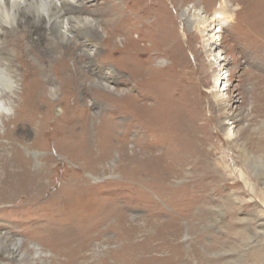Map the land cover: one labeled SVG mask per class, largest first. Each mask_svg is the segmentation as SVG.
Instances as JSON below:
<instances>
[{"label": "rangeland", "instance_id": "374dc122", "mask_svg": "<svg viewBox=\"0 0 264 264\" xmlns=\"http://www.w3.org/2000/svg\"><path fill=\"white\" fill-rule=\"evenodd\" d=\"M117 1L81 0L82 6L77 8L75 15L87 16L90 11L98 9L97 14L92 15L91 18H104L101 14L102 10L114 8L113 4ZM173 1L178 6L181 5L182 9L177 10ZM220 1H217L215 6L219 7ZM228 1L229 10L239 16V22L235 27L232 22L227 23L231 25L230 29L224 32L220 54L217 51L204 54L201 49H197L203 39L199 38L194 45H190L186 29L194 32V21L198 15L219 17V13L207 11L202 0H163L164 12L168 15V28L172 24L175 28L176 24L178 30L176 39L183 41L182 55L191 62V66L202 64L204 71L210 73L208 75L210 84L204 87L202 93L197 94L202 113L200 126L206 122L205 125L203 124L206 130L200 132H202L201 135L209 137L208 146L204 147L207 153L213 150L216 143L222 148L218 150L215 157H225L226 168L223 170L222 177L211 180L212 178L203 176L202 182L209 183L208 190L197 192L201 176L197 175L198 182H194L195 184L188 177L193 165H186L187 171H183L181 176L175 175L163 180L164 175L157 176H160V173L164 174L167 170L164 162H160L155 173L156 177L151 178V186L143 182L142 178H140L141 181L135 182L134 164L137 160L134 159L135 152L132 153V150L139 149L136 145V130H132L128 127L130 125L125 123V125L116 126L118 121L114 110L110 107L112 99L107 96L105 99L103 93L99 95L90 88L92 85L73 93H61L58 90L56 95L51 97L52 99L48 91L44 92L45 98L51 102L50 106L44 103L41 108L31 109L30 107L24 110L27 118L32 116L34 119L32 123L28 120L18 124H0V168L8 171L16 170L18 161L22 158L24 163H31H28L27 167L23 163L27 170L41 171V182L46 184L40 194L33 197H29L24 192V187L19 185V191L22 192L14 199L0 201V264H122L123 260L117 262L116 257L119 255L122 259L131 258L133 248L116 255L114 250L119 246L126 243L130 245L127 240L126 242L122 239L118 240L120 238L118 234L121 235L122 231L129 229L131 224L143 226L147 222L150 223L148 231L139 232L132 239L136 248V258L131 264H169L165 261L169 251L161 247L155 248L158 240L152 239V241L149 240L151 243L146 242L148 232L150 234L164 232L172 224L168 223L169 221L175 222V226L180 228V235L174 242L183 250L184 260L187 256L190 257L193 246H196L203 250L207 264H264V201L259 200L257 193L249 186L253 185L257 192L264 191V162L249 161L240 152L238 145L227 141V135L219 124L218 108L210 94L214 85L211 71L214 68L218 69L216 54L217 57L220 55L230 61L229 69L234 73L228 82L231 84V94L237 95L249 73H255L264 78V0ZM84 8H86L85 11H83ZM174 28L170 29L173 33ZM137 29V27L133 29L131 39L138 41V46L145 47L144 44H149L151 40H141L143 36L136 31ZM112 34L117 44L121 45L119 32L112 31ZM75 43L78 47H74V51L80 52L82 49L79 46L80 38H77ZM45 44L48 45L47 42ZM170 48V43H167V54L161 59L165 66L173 63L169 55ZM116 65L117 63H114L111 69H117L118 65ZM182 65H184L183 61ZM182 65L179 66L183 72L180 77L182 81H185L186 73H188L186 70H190V67L187 68L188 64L184 65L186 68H181ZM88 76L90 77L88 84H92L94 78L98 80L97 76L91 74ZM57 85L59 84L56 83ZM111 85L125 88V84L118 85L115 81H112ZM220 88L218 86L215 89ZM131 92L137 94L138 89H132ZM223 93L228 96L227 91ZM117 96V94L111 95L114 100ZM61 98L67 99L68 104ZM31 101L27 99V103ZM73 103L74 108L68 106ZM239 103L241 101L233 102V107ZM210 105L213 106L211 111ZM24 111L22 110L23 113ZM237 113L244 114L245 111ZM35 114L37 117H34ZM250 118L242 119L237 123H231L232 120H230L227 124L233 132V137L239 136L238 142L236 141L239 145L247 141L244 139L246 137L240 136L242 128L251 126V130H254L262 124V120L258 123L254 121V118L251 120ZM103 131H105L104 134ZM257 131H261L260 135H264V126ZM123 133L125 140L121 139ZM152 145L149 151L151 158L164 153L163 146ZM138 160L144 162L146 157H139ZM167 161L170 162L169 159ZM19 166H22V163L19 162ZM241 167L245 174H241L243 173ZM246 174L250 183L244 181ZM185 182H188V185L179 194L173 195L175 186L184 185ZM23 186H26V183ZM234 196L243 199L234 204L227 203ZM101 205L107 206L114 213L110 219L96 226V231L104 232L109 225H112L115 230L110 234L114 240L108 243L101 237L98 240L99 246L81 250L84 258L76 260L77 245L67 243L63 246L64 244H61L64 241L67 242L71 233L75 234L74 231L78 228L76 221H73L76 219L70 218L77 213L79 217L92 214L99 209V206L102 207ZM121 217L126 218L124 223L120 220ZM51 223L56 231L55 234L57 233L55 237L52 235ZM170 229H173V226H170ZM66 233L70 235L67 237ZM148 245L149 252L144 253V248ZM13 246L17 248L14 256L8 250V247ZM179 264H197V259H192L189 263L182 261Z\"/></svg>", "mask_w": 264, "mask_h": 264}, {"label": "bare ground", "instance_id": "6f19581e", "mask_svg": "<svg viewBox=\"0 0 264 264\" xmlns=\"http://www.w3.org/2000/svg\"><path fill=\"white\" fill-rule=\"evenodd\" d=\"M80 1L0 0V124H18L28 120L32 123L34 119L32 116L27 118L24 110L30 109V107L31 109L33 107L41 108L44 103L50 106L51 102L45 98L44 92L48 91L51 98L56 95L58 90L61 93H73L92 85L90 88H93L99 95L103 93L105 99L108 97L114 101L110 107L114 110L115 118L118 121L116 126L129 124V128L136 130V145L139 149L132 150V153L135 152L133 157L137 160L134 164L135 182L141 181L140 178H142L143 182H147L151 186V178L156 177L157 168L163 162L167 171L157 176L164 175L163 180L175 175L181 176L183 171H187L185 166L191 164L193 167L188 176L190 181L197 183V175L201 176L197 192L208 190L209 183L205 184L202 179L206 176L212 178L211 180H215L219 176L222 177L223 170L226 168L224 156L215 158L218 150L222 149L221 146L216 143L213 150L207 153L204 147L208 146L209 137L201 135L202 132H200L206 130L204 126L206 122L200 126L202 113L197 94L202 93L204 87L210 84L211 81L208 78L210 73L204 71L202 64L191 66V62L182 55L183 41L176 39V31L178 32L176 24V29L172 27L173 24L168 28V15L164 12L163 0H118L113 4L114 8L102 10L101 14L104 15V18L96 19H92L91 16L97 14L98 9L90 11L87 16L75 15L77 8L82 6ZM217 1L219 0H202L206 10L214 14L219 13V17L198 15L194 21V32L186 29L190 45H194V42L199 38L203 39L197 49H201L204 54H208L209 51L211 53L217 51L220 54L224 32L230 29L231 25H227V23L232 22L235 27L239 22V16L229 10L228 0H221L219 7L215 6ZM173 5L177 7V10L182 9V6H178L175 2ZM135 27L138 28L136 31L143 36L141 40H151L149 44H144L145 47L138 46V41L135 42L131 39ZM171 28H174V33L170 30ZM112 31L119 32L118 37H120L121 45H118L114 40ZM103 33L104 35H101ZM77 38H80L81 41L80 52H75L73 49L78 47L75 43ZM167 43H170L169 55L172 57L173 63L165 66L161 59L167 54ZM182 61L186 66L189 64L187 68L190 67V70H186L188 73H186L187 80L185 81H182L180 77V74L183 73L179 68ZM229 62L226 57L220 55L217 57L216 54L218 69L214 68L211 71L214 85L210 94H212L215 106L219 111V124L225 131L224 134L227 135V141L230 144L238 145L246 159L253 160V162H258V160L264 162V135H260L261 131H257L264 126V78L255 73H249L237 95H233L230 89L231 84L228 82L234 73L229 69ZM114 63H117L118 67L112 70L111 66ZM207 63L209 65L208 61ZM184 65L181 68H186ZM89 74L97 76L98 80L94 78L92 84H88ZM112 81L118 85L125 84V88L113 87ZM56 83L59 85L56 86ZM218 86L221 88L215 89ZM132 89H138V93L133 94ZM223 91H227L228 96H225ZM113 94L118 95L116 100L111 97ZM27 99L32 100L31 106L29 102L27 103ZM64 101L68 102L67 99ZM235 101H241L240 105L233 107ZM74 105L73 103L68 106L74 108ZM209 109L211 111L213 106L210 105ZM60 110L61 108L58 109V112ZM238 111H245V113L239 114ZM74 113L76 115V112ZM34 117H37L36 114ZM248 117H251L250 120L254 118L255 122L262 120V124L256 129L253 128L254 130H251V126L242 128L240 136L246 137L244 139L247 141L239 145L237 143L239 136L233 137V132L227 124L230 123V120H232L231 123H237ZM104 133L105 131H103ZM123 136L124 133L121 135V139L125 140L126 138ZM152 144H155L156 147L163 146L164 153L156 158H151L149 151ZM19 154L21 156L20 151ZM143 156L146 157V162L138 160ZM168 159L169 163L166 162ZM19 162L22 163V166H19ZM23 163L24 159L21 158L16 170L8 171L0 168V201L14 199L17 194L22 192L19 191V185L24 187V192L29 197L40 194V191L46 187V184L41 182V171L31 172L30 169H26L29 162L24 163L26 167L23 166ZM241 174H245L244 171ZM248 180L247 174L244 175V181L249 182ZM24 183L26 186H23ZM187 185L188 182L175 186L173 195L179 194ZM249 186L263 202L264 191L260 193L255 190L253 185ZM242 199L239 196H234L227 203L234 204ZM113 213L107 206H99V209L87 216L79 217L77 213V217L70 218L76 219L73 221H76L75 224L78 225L74 231L75 234L71 233L70 241L67 240L61 244H64L63 246L67 243L77 245L76 260H79L84 258V253H81V250L96 248L99 246L98 240L101 237L105 242H113L114 239L110 233L115 230L114 226L109 225L104 232L96 231V226L107 221L108 218L110 219ZM120 220L123 222L126 221V218L121 217ZM168 223H172L170 226H173V229L168 226L164 232L159 234L148 232L146 242L148 243L152 239L158 240L155 248L161 247L169 251V255L165 259L169 264H179L182 261L189 263L192 259H197V264H207L203 250L196 246H193L190 257L187 256L186 260L183 259V250L174 242L180 235V228L175 226L176 223L173 221ZM149 225V222L143 226L131 224L129 229L122 231L121 235L118 234L120 237L118 240L122 239L125 242L127 240L130 245L126 243L127 245L119 246L114 250V253L116 252L115 254L118 255L132 247L133 255L131 256L132 260L130 257L122 259V256L118 255L115 261L123 260L122 264H131L135 260L136 248L132 239L135 234L148 231ZM51 226L53 227V223ZM51 230L55 237L57 233L55 234L54 227ZM65 235L68 237L70 234L66 233ZM15 249L17 250L15 246L8 247L12 256L15 255ZM149 249L148 245L144 248V253L149 252ZM79 253L80 255H78Z\"/></svg>", "mask_w": 264, "mask_h": 264}]
</instances>
